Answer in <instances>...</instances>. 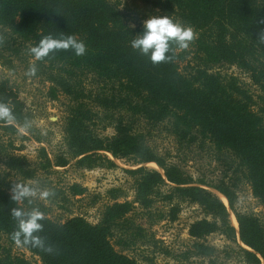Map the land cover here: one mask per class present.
Returning <instances> with one entry per match:
<instances>
[{
	"label": "trees",
	"instance_id": "obj_1",
	"mask_svg": "<svg viewBox=\"0 0 264 264\" xmlns=\"http://www.w3.org/2000/svg\"><path fill=\"white\" fill-rule=\"evenodd\" d=\"M150 16H169L190 27L193 39L189 47L179 50L173 45L172 59L158 64L133 50L130 42ZM257 19H264V0H0L1 68L15 70L21 52L26 54L25 63L28 58L34 60L29 50L47 35L57 39L74 36L86 46L80 57L61 50L33 62L35 76L50 84V97L55 99L61 93L67 99L62 127L66 151L54 157V162L43 147L36 151L34 166L26 157L14 154L13 143L3 137H26L18 125L0 122L4 167L0 170V264H29L3 247L1 238L14 244L11 234L16 222L11 209L30 211L33 207L44 214L39 235L54 249L49 254L23 247L38 257L40 264H136L115 249L121 244L128 250L132 240L112 241L121 226L129 223L126 216L133 209L132 203L118 201L125 196L120 188L106 192L111 204L105 205L95 225L81 217L51 220L38 199L31 205L11 200L12 176L35 187L29 181L40 170L68 166L114 169L115 160L125 159L136 165L154 163L164 173L145 167L124 170L134 181V203L142 209H149L156 198L169 203L178 199L200 207L210 218L189 226L194 256H214L216 250L203 240L220 234L237 245L246 262L264 264V226L253 214L235 208L236 190L243 180L264 209V107H255L246 84L223 73L224 67H235L246 74L264 103V45L256 42V32L264 25L258 26ZM28 64L30 69L33 64ZM8 83L0 82V102L13 108L22 125L30 115L24 113ZM100 127L114 133L102 136ZM155 130L173 137L180 147L206 148L223 168V176L215 183L198 181L194 186L190 175L148 144L147 136ZM35 140L41 143L39 138ZM162 187H167L165 194ZM211 190L226 199L237 232L226 205ZM69 191L74 197L86 193L75 184ZM176 210L171 207L170 213Z\"/></svg>",
	"mask_w": 264,
	"mask_h": 264
},
{
	"label": "rangeland",
	"instance_id": "obj_2",
	"mask_svg": "<svg viewBox=\"0 0 264 264\" xmlns=\"http://www.w3.org/2000/svg\"><path fill=\"white\" fill-rule=\"evenodd\" d=\"M25 57L26 54L21 52L20 58L15 61L17 65L15 70L0 67V82L3 80L9 82L8 86L13 89L17 99L24 106V113L30 115V128L25 133L20 132L26 137L25 140L9 138V136H4L3 140L12 142L15 149L14 154L26 157L34 166L38 162L36 151L40 147L47 151L53 162L54 157L66 151L62 145V127L64 117H66L67 99L61 93H58L57 98H51L48 93L50 84L46 81L43 82L40 76L28 75L29 67L27 65H29L28 63L33 64L34 60L28 58V62L25 63L22 61ZM188 60L189 58L183 62V66L188 63ZM223 73L237 77L239 81L246 84L257 104L255 107H264V103L261 104L257 98L260 96L259 91L251 86L246 74L235 67H224ZM99 131L102 136H111L114 133L111 128L102 130L100 127ZM37 138L41 140V143L35 142ZM147 140L148 144L159 155L165 157L167 162L179 165L185 173L190 175L196 183L194 186H198V181L215 183L223 176V168L212 159L206 148L201 150L196 145L180 147L173 137L160 130L151 131ZM114 162L117 165V168L114 169H105L99 166L91 169H75L68 166L53 169L57 170L56 173L53 170H40L37 172L36 178L29 183H33L35 187L42 190L52 191L55 195L49 198L34 199L42 201L44 211L51 220L62 222L67 218L81 217L89 224L95 225L98 223L105 205L111 204L106 192L112 188H120L125 196L118 198V201L132 203L133 209L126 216L130 219L129 223L121 226L122 230L115 234L117 236L112 241L132 240L128 250L122 249L121 244L115 246V249L132 258L136 264H249L240 255L237 245L220 234H212L203 240L205 244L216 250L214 256L204 258L194 256L191 251L194 240L188 235L189 226L197 220H210V218L205 216L200 207L181 202L178 199L169 203L156 198L149 209H142L134 203V181L124 173V170L145 167L163 175L162 169L154 163L136 165L132 160L126 159ZM3 168L0 160V170ZM9 179L15 185L21 184L17 177L12 176ZM74 184L86 189V193L82 196H71L69 188ZM166 190L167 187L161 188V192L164 194ZM211 191L226 205L230 224L237 232L238 224L234 214L227 206L226 199L219 193ZM236 197V210L253 214L264 226V209L252 196L249 186L243 180L238 185ZM153 199L155 198L153 197ZM171 207H175L177 210L170 213ZM173 212L177 213L175 217L171 216ZM130 225H135L138 229H131ZM1 243L3 247L11 251L12 255L23 258L29 264H40L38 257L25 248L15 244L10 245L4 238H1ZM238 245L247 249L239 241Z\"/></svg>",
	"mask_w": 264,
	"mask_h": 264
},
{
	"label": "clouds",
	"instance_id": "obj_3",
	"mask_svg": "<svg viewBox=\"0 0 264 264\" xmlns=\"http://www.w3.org/2000/svg\"><path fill=\"white\" fill-rule=\"evenodd\" d=\"M256 24L264 25V19H257ZM192 39L193 31L190 27L174 22L169 16H150L144 21L143 30L130 42V47L139 54L147 56L151 63L158 64L172 59L169 53L173 45L179 50H184L189 47ZM256 42L258 45H264V27L258 28ZM61 50H70L75 56L80 57L86 53V46L74 36L57 39L47 35L29 51L34 60L40 61ZM36 71V66L33 64L28 75L34 76ZM0 122L18 125V131L21 133L27 132L30 128V122L27 120L22 125L18 124L13 108L6 102H0ZM54 195L52 191L26 184H16L11 188V200L16 203L27 201L31 205L34 198H49ZM10 214L16 222V230L11 234L16 246L38 248L49 254L54 252L53 247L39 235L43 230L41 221L44 219V214L38 208L33 207L30 211L13 208Z\"/></svg>",
	"mask_w": 264,
	"mask_h": 264
}]
</instances>
